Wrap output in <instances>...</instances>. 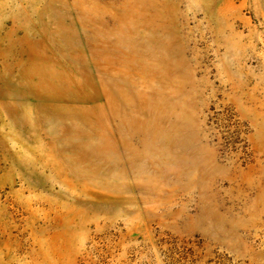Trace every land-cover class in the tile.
I'll return each mask as SVG.
<instances>
[{"label":"rangeland","instance_id":"rangeland-1","mask_svg":"<svg viewBox=\"0 0 264 264\" xmlns=\"http://www.w3.org/2000/svg\"><path fill=\"white\" fill-rule=\"evenodd\" d=\"M0 264H264V0H0Z\"/></svg>","mask_w":264,"mask_h":264}]
</instances>
